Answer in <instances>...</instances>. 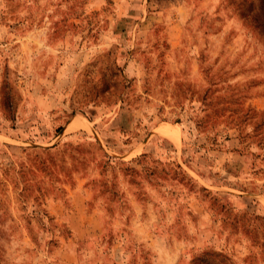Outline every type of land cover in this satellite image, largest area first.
Instances as JSON below:
<instances>
[{"label": "rangeland", "instance_id": "374dc122", "mask_svg": "<svg viewBox=\"0 0 264 264\" xmlns=\"http://www.w3.org/2000/svg\"><path fill=\"white\" fill-rule=\"evenodd\" d=\"M0 264H264V0H0Z\"/></svg>", "mask_w": 264, "mask_h": 264}, {"label": "trees", "instance_id": "16d2710c", "mask_svg": "<svg viewBox=\"0 0 264 264\" xmlns=\"http://www.w3.org/2000/svg\"><path fill=\"white\" fill-rule=\"evenodd\" d=\"M60 127H58V130H59Z\"/></svg>", "mask_w": 264, "mask_h": 264}]
</instances>
